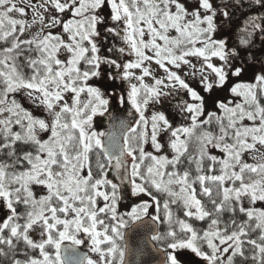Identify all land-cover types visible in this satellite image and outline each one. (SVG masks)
Masks as SVG:
<instances>
[{
    "label": "snow or ice",
    "instance_id": "1",
    "mask_svg": "<svg viewBox=\"0 0 264 264\" xmlns=\"http://www.w3.org/2000/svg\"><path fill=\"white\" fill-rule=\"evenodd\" d=\"M257 145L264 0H0V264H264Z\"/></svg>",
    "mask_w": 264,
    "mask_h": 264
},
{
    "label": "water",
    "instance_id": "2",
    "mask_svg": "<svg viewBox=\"0 0 264 264\" xmlns=\"http://www.w3.org/2000/svg\"><path fill=\"white\" fill-rule=\"evenodd\" d=\"M118 114L126 115L123 111H118ZM157 231H159V224L152 222L150 217L136 222L126 231L125 264H161L162 253L151 239ZM68 244L70 243L64 246ZM77 248L81 256H88V252L80 247Z\"/></svg>",
    "mask_w": 264,
    "mask_h": 264
},
{
    "label": "rangeland",
    "instance_id": "3",
    "mask_svg": "<svg viewBox=\"0 0 264 264\" xmlns=\"http://www.w3.org/2000/svg\"><path fill=\"white\" fill-rule=\"evenodd\" d=\"M15 15V14H14ZM107 119V118H106ZM245 123H247V121L245 122ZM101 130H103V129H101ZM257 148H258V154H260V155H264V147H261V146H259V145H257ZM254 154H256V153H254ZM247 158V157H246ZM110 178H111V174H110ZM126 189H128L127 188V186H125V188L122 190V192L121 193H123ZM35 191H37V193L39 192V191H41V189H39V188H36V189H34ZM130 190V189H129ZM44 193V190H42V192H41V194H43ZM143 196V194H138L137 195V200L139 201V199L141 198ZM102 203V202H101ZM258 207H264V205H260L259 203H258V205H257ZM133 206H130L128 209L127 208H123L122 209V211L124 212V213H127V212H129L130 210H131V208H132ZM122 211H121V213H122ZM129 226V225H128ZM125 230V229H124ZM124 230H123V232H124ZM79 238L80 239H82L84 242L82 243V246H84L88 251H90V258H92V259H94V260H99V256H98V254H96V253H93V252H91V239L89 238V236L87 235V234H84V233H80L79 234ZM119 242V241H118ZM122 245H123V243H122ZM54 251V250H53ZM190 254V253H189ZM116 264H119V262H118V260L116 261Z\"/></svg>",
    "mask_w": 264,
    "mask_h": 264
},
{
    "label": "trees",
    "instance_id": "4",
    "mask_svg": "<svg viewBox=\"0 0 264 264\" xmlns=\"http://www.w3.org/2000/svg\"><path fill=\"white\" fill-rule=\"evenodd\" d=\"M62 59H63V57H61ZM106 118V117H105ZM105 118H103V120H101V118H99V117H97V120L100 122V123H105V121H106V119ZM44 194H46V192H44ZM121 195L124 197V198H126V202H125V204H123V208H129L130 207V204H131V201H132V199H134V196H132L131 195V193H130V190L129 189H126L123 193H121ZM142 198H143V196H142ZM102 202V201H101ZM120 208V207H119ZM123 208H120L121 210L123 209ZM121 210H119V211H121ZM166 230V228H165V226L163 225V224H161V232H164ZM156 242V241H155ZM118 243H120L121 245H122V243H123V241H119ZM156 244L159 246V247H162V245L160 244V243H158V242H156ZM123 246V245H122ZM53 251V250H52ZM188 255H190V254H188ZM191 256V255H190ZM192 257V259L194 260V262H195V264H200V259H198V258H196V257H194V256H191Z\"/></svg>",
    "mask_w": 264,
    "mask_h": 264
},
{
    "label": "flooded vegetation",
    "instance_id": "5",
    "mask_svg": "<svg viewBox=\"0 0 264 264\" xmlns=\"http://www.w3.org/2000/svg\"><path fill=\"white\" fill-rule=\"evenodd\" d=\"M258 41H259V40H258ZM259 42H260V41H259ZM259 42H258V43H259Z\"/></svg>",
    "mask_w": 264,
    "mask_h": 264
}]
</instances>
